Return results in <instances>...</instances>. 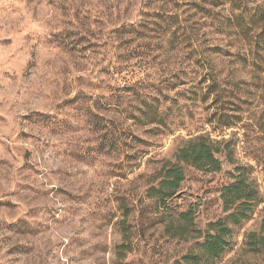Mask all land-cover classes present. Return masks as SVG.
I'll return each mask as SVG.
<instances>
[{
	"label": "rangeland",
	"instance_id": "1",
	"mask_svg": "<svg viewBox=\"0 0 264 264\" xmlns=\"http://www.w3.org/2000/svg\"><path fill=\"white\" fill-rule=\"evenodd\" d=\"M229 9L208 0H0V264L181 260L229 215L221 190L235 165L180 164L173 198L146 192L201 135L239 141L237 163L253 167L262 199L233 227L219 264H264L245 249L264 215V64L253 66L243 37L213 27ZM179 28L185 42L174 47L164 31ZM212 68L225 87L218 106L241 117L230 129L211 123L217 106L191 101ZM144 99L170 114L166 124L131 119Z\"/></svg>",
	"mask_w": 264,
	"mask_h": 264
},
{
	"label": "trees",
	"instance_id": "2",
	"mask_svg": "<svg viewBox=\"0 0 264 264\" xmlns=\"http://www.w3.org/2000/svg\"><path fill=\"white\" fill-rule=\"evenodd\" d=\"M171 1L176 3V0ZM208 2L217 7L228 6L231 10L228 17L220 19L213 27L220 30L231 29L239 38L243 37L248 42L245 54L249 52L253 66L259 67L264 64V0H208ZM164 33L174 47L178 46L179 42H185V33L180 28L167 29ZM243 56L244 61L247 62V55ZM195 60L198 62L200 59ZM206 76L203 83H200V92L192 91L194 99L191 101L209 104L210 107L217 106L211 114V123L216 129L235 127L241 120L240 115L230 114L224 109V104L218 106L221 93L225 91L223 83L213 68ZM142 106L143 111L131 119L163 125L170 118V114L161 113L153 107L149 99H144ZM238 146L239 141L232 138L216 140L203 135L191 138L178 150L175 156L176 162L168 163V166L152 179V185L148 188L146 196L149 199L165 202L177 194L184 181L185 174L180 164L200 171L219 172L222 169L221 157H225L229 163L235 165V174L231 175L233 182L221 190V200L225 212L229 215L225 220L211 224L203 236V242L196 244L193 250L174 264H219L233 245L235 234L233 227H240L248 221L254 209L262 203L260 191L251 179L253 167L237 163ZM245 249L253 254H264V215L259 231L246 235ZM230 264L241 263L235 260Z\"/></svg>",
	"mask_w": 264,
	"mask_h": 264
}]
</instances>
